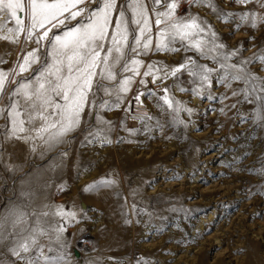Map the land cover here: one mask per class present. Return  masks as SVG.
<instances>
[{"label":"rangeland","instance_id":"obj_1","mask_svg":"<svg viewBox=\"0 0 264 264\" xmlns=\"http://www.w3.org/2000/svg\"><path fill=\"white\" fill-rule=\"evenodd\" d=\"M126 2L117 0V6ZM145 3L151 8L150 0ZM215 4L224 12L253 10L264 15L253 3L215 0ZM190 11L211 24L225 50L242 44L244 59L264 50V23L253 29L250 23L240 24L238 16L222 22L208 7L194 6ZM188 12L189 5L180 0L176 15ZM150 18L155 43L151 13ZM20 39L19 44L0 39V71L16 69L35 47ZM184 55L150 52L140 59L177 66ZM248 67L264 77V65ZM141 78L147 89L164 94L159 80L136 77L128 99L137 88L147 91ZM181 79L187 81V74ZM167 83L175 101L192 109L190 114H177L182 123H173L170 110L159 107L155 97L142 96L143 104L133 101L135 107L127 114L122 109L103 113L114 125L108 144L85 146L78 131L53 151H45L39 141L33 151L31 141L0 135V216L15 206L29 214L48 212L40 217L49 229L41 244L47 256L63 257L57 264H264V176L259 174L264 170V121L257 119V104L238 103L242 97H233L230 89L223 102L206 101L177 91L171 87L172 79ZM15 86L9 83L6 88ZM237 87L242 85L234 83ZM213 92L220 96L225 88L214 85ZM7 103L5 96L0 107ZM233 104L236 107H229ZM126 115L125 126L134 132L121 126ZM131 116L152 119L145 124ZM4 123L0 119V125ZM101 182L111 183L90 190ZM22 191L28 195L21 196ZM6 247H0V260L11 261Z\"/></svg>","mask_w":264,"mask_h":264},{"label":"snow or ice","instance_id":"obj_2","mask_svg":"<svg viewBox=\"0 0 264 264\" xmlns=\"http://www.w3.org/2000/svg\"><path fill=\"white\" fill-rule=\"evenodd\" d=\"M184 2L189 5V12L181 17L176 15L180 0H150L151 8L145 0H127L119 7L117 0H0V33H3L0 39L19 44L22 37L35 45L26 52L16 69L0 71V101L5 96L8 99V103L0 107V119L5 122L0 125V135L31 141L33 151L36 141L45 146V151H53L68 143L78 131L84 137L81 143L85 146L108 144L111 143L108 134L114 125L103 113L122 109L127 114L135 107L133 101L143 104L142 96L155 97L159 107L170 110L173 123H182L177 114L180 111L190 114L192 109L183 107L170 95L169 79L173 80L171 87L177 91L215 103L227 99L230 89L233 97H242L238 103L257 104V119L264 121V77L248 67L253 63L264 65V50L248 59L240 56L242 44L236 49L225 50L226 46L211 24L193 15L190 9L208 7L222 22H233V17L238 16L240 24L250 23L253 29L257 23H264V15L258 16L253 10L239 14L224 12L215 0ZM233 2L253 3L264 10V0ZM150 13L154 16L155 43ZM12 24L14 26H10ZM240 24L236 25L237 30ZM150 52H183L185 55L177 66L159 62L145 64L140 57ZM26 72L31 75L25 77ZM127 73L131 75H125ZM182 73L187 74V81L181 79ZM14 76L23 78L11 79ZM136 77H151L152 83L159 80L158 87L164 94L158 96L147 89V82L141 78L139 83L147 91L137 88L136 95L128 99ZM9 83L16 85L10 91L6 88ZM234 83L242 87L233 88ZM214 85L224 87L225 93L215 95ZM128 118L126 115L120 121L121 126L134 132L125 126ZM131 118L141 119L145 124L152 119L148 116ZM259 174L264 176V170ZM110 183L101 182L90 190ZM27 195L21 192V196ZM56 214L65 218L62 211ZM48 215V212L29 214L15 206L0 216V247L6 245L12 257L11 261L0 260V264H57L63 259L44 253L41 237L48 235L49 229L44 227L40 217ZM71 218L74 219V215ZM55 230L63 231L62 228Z\"/></svg>","mask_w":264,"mask_h":264}]
</instances>
